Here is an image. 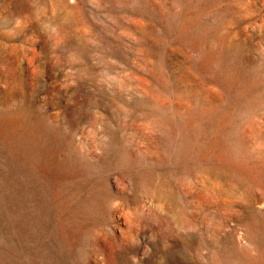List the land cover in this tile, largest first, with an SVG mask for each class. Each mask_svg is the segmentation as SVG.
I'll return each instance as SVG.
<instances>
[{
    "label": "rangeland",
    "instance_id": "rangeland-1",
    "mask_svg": "<svg viewBox=\"0 0 264 264\" xmlns=\"http://www.w3.org/2000/svg\"><path fill=\"white\" fill-rule=\"evenodd\" d=\"M133 256L264 264V0H0V264Z\"/></svg>",
    "mask_w": 264,
    "mask_h": 264
},
{
    "label": "clouds",
    "instance_id": "clouds-1",
    "mask_svg": "<svg viewBox=\"0 0 264 264\" xmlns=\"http://www.w3.org/2000/svg\"><path fill=\"white\" fill-rule=\"evenodd\" d=\"M115 207V204L113 205ZM102 259V258H101ZM133 264H138L137 259L135 256L132 257Z\"/></svg>",
    "mask_w": 264,
    "mask_h": 264
}]
</instances>
